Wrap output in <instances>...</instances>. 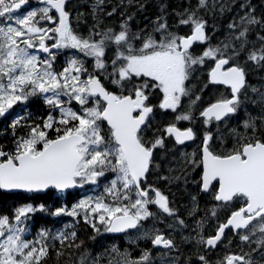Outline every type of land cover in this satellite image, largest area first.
<instances>
[{
    "label": "snow or ice",
    "instance_id": "6c2138e0",
    "mask_svg": "<svg viewBox=\"0 0 264 264\" xmlns=\"http://www.w3.org/2000/svg\"><path fill=\"white\" fill-rule=\"evenodd\" d=\"M103 4L91 5L92 23L82 32L84 13L73 0H0V117L11 120L12 137L11 147L0 144V190H53L61 198L80 192L59 206L24 203L0 213V264H47L50 251L67 257L64 264H101L105 255L107 264H182L170 255L180 252L173 233L189 225L166 187L187 186L197 169L188 215L200 210L199 194L210 207L195 221V235L182 236L197 248L195 264H212L201 248L221 246L226 251L215 264H261L264 0L259 13L252 0H187L171 23L162 5L151 28L135 31L134 14L123 11L118 24L104 23L117 9L105 12ZM225 12L233 15L213 43L217 25L208 17ZM253 73L258 85L249 82ZM37 102L43 115L28 110ZM187 142L194 150L177 158V146ZM37 211L72 222L33 235ZM166 218L172 222L157 227ZM209 220L214 231L205 235ZM80 224L91 228V240L123 233L137 248L138 241L150 246L133 256L113 242L92 255L79 239Z\"/></svg>",
    "mask_w": 264,
    "mask_h": 264
},
{
    "label": "trees",
    "instance_id": "16d2710c",
    "mask_svg": "<svg viewBox=\"0 0 264 264\" xmlns=\"http://www.w3.org/2000/svg\"><path fill=\"white\" fill-rule=\"evenodd\" d=\"M95 2V0H73V3L76 4L78 10L82 13H84V16L82 18V22L80 24V30L82 32L86 31V28L88 25H91L92 19H91V5ZM193 4L195 3V0H192ZM239 0H237V3ZM253 4L257 6L258 13L262 10L260 9V3L261 0H252ZM139 4H143L144 8L140 9ZM149 5V6H148ZM164 6V9L169 14V22L171 23L174 20V12L173 10L180 11L184 7L187 6V0H104V4L101 5V7L104 8L105 12L111 11L113 7L117 9V12L113 14L111 17H105L104 23L109 25H116L119 23V20L121 19L119 13L123 11L126 14H134V21L132 23L133 30H137V28H144L148 29L151 28V21L155 19L156 16L161 15V6ZM149 9V10H148ZM148 10V11H147ZM233 13L232 12H225L223 16L216 15L213 17H208L209 23L215 22L217 25V29L214 33H212V40L217 39H223V34L226 30L225 26L231 19ZM181 31H183V28H181ZM249 82L251 84H259L260 81L257 78L256 74H250ZM200 80H203V78L200 77ZM200 82L197 81V84L195 87L199 88ZM205 96H207V90L205 92ZM14 109L19 112L20 108L18 106H13ZM249 112L252 115L256 114V110L254 106L251 104L248 105ZM30 112H32L34 115H43L47 109L43 105L42 102L33 103L29 106L28 109ZM11 111V110H10ZM7 116V114H6ZM244 118V113L241 112L239 114V117L236 119L237 121L239 119ZM10 119H5L3 117H0V144H3L6 146V148L11 147L12 143V137L10 135V129H8V125L10 124ZM235 126V124L233 125ZM19 133V130H18ZM171 158V157H170ZM171 193L174 194L176 206L179 210V215L181 218L185 219V222L187 225H189L188 228H186L182 233L177 230L173 233L175 240L177 244L179 245L180 249V258L181 262L183 264L184 259L190 258L192 261V264H195L196 262V254H197V248L193 241H185L182 239V236H187L189 234L195 235V221L198 219H201L205 215V211L208 207H210V198L207 196H203V194L197 195V200L199 204V211L194 216L188 215V210L192 207L191 200H190V193L191 194H197V188L196 185H191L190 187H185L180 184H176L174 187L169 189ZM173 197L171 196V199ZM75 196L74 195H65L63 198L60 197V194L55 193L54 191H49L45 194H34V193H19V194H9L2 192L0 190V213H11V211L16 207L24 203H31L34 206H38L39 204H45L50 207L59 206L60 204L64 203H70L74 201ZM69 220V217H64L62 219L55 218L50 215H48L45 212L37 211L34 213L30 220V228L31 233L34 235L35 232L40 229L41 227H48V228H55L62 227L63 224ZM172 221L169 219H165L164 223L157 224L160 228H165L166 224L171 223ZM214 224L215 222L212 220H209L208 223L205 225L204 231L205 235L210 234L214 230ZM78 236L79 239L84 241L83 248H87L91 251L92 255H95L98 252H103L104 247L110 245L111 243L115 242V236L110 235L109 233H102L101 235L97 236L95 240L89 239V236L92 235V230L89 227H86L83 224H80L78 226ZM171 231V230H167ZM30 238V237H29ZM233 239V245L236 244L235 238ZM116 243V242H115ZM227 243V241H225ZM117 244V243H116ZM139 247H133L131 249V245H128L124 241L120 242V246L118 248L123 251L125 248H129L130 250H133V256L139 255L140 248H146L150 245L146 242H142L141 245L138 244ZM73 250V256L71 259L75 260L79 255L80 251L83 250ZM246 251L249 249L246 247L244 248ZM232 251H239V248L232 247ZM244 250V251H245ZM226 249L224 247H218L215 250H207L200 249V252L207 256V258L212 262V264H215L218 258L222 257L225 254ZM154 255V252H153ZM67 257H61L59 260L55 256L53 252H49V258L47 260V264H64V261ZM101 264H107V255L102 258ZM261 264H264V261L261 262Z\"/></svg>",
    "mask_w": 264,
    "mask_h": 264
},
{
    "label": "flooded vegetation",
    "instance_id": "af4514ba",
    "mask_svg": "<svg viewBox=\"0 0 264 264\" xmlns=\"http://www.w3.org/2000/svg\"><path fill=\"white\" fill-rule=\"evenodd\" d=\"M195 82H197V80H194ZM197 83H195V85H196ZM196 89H198V87L196 88ZM170 116V115H169ZM168 118V117H167ZM169 119V118H168ZM238 121L237 120H233V121H230L229 123L230 124H232V125H234V124H236ZM183 123V122H182ZM177 148H179V149H176V156H177V158H179V151L180 150H183V151H186V152H191V151H193L194 150V148H195V145L194 144H192L191 142L190 143H188L187 144V146L185 147V146H177ZM171 156L169 155V159H171L170 158ZM199 172V169H197L195 172H193L192 174H191V176H190V179H189V183L187 184V186H185L184 184H183V182L181 181V182H177V183H173L172 185H169V186H167L166 187V190H169L170 188H172V187H174L176 184H180V185H182V186H185V187H188V186H191V185H193V183L191 182L192 180H195V179H197L198 177H197V173ZM195 185V184H194ZM161 187L162 188H165V186L164 185H161ZM131 249H133V247H134V245H132L131 244ZM132 251V255H133V250H131Z\"/></svg>",
    "mask_w": 264,
    "mask_h": 264
},
{
    "label": "water",
    "instance_id": "95a60500",
    "mask_svg": "<svg viewBox=\"0 0 264 264\" xmlns=\"http://www.w3.org/2000/svg\"><path fill=\"white\" fill-rule=\"evenodd\" d=\"M3 191H5V192H16V191H21V190H13V191L3 190Z\"/></svg>",
    "mask_w": 264,
    "mask_h": 264
},
{
    "label": "rangeland",
    "instance_id": "374dc122",
    "mask_svg": "<svg viewBox=\"0 0 264 264\" xmlns=\"http://www.w3.org/2000/svg\"><path fill=\"white\" fill-rule=\"evenodd\" d=\"M33 2H34V6H35V4H36V0H33ZM87 194V193H86ZM246 248V247H245ZM245 250V249H244ZM246 251V250H245Z\"/></svg>",
    "mask_w": 264,
    "mask_h": 264
},
{
    "label": "bare ground",
    "instance_id": "6f19581e",
    "mask_svg": "<svg viewBox=\"0 0 264 264\" xmlns=\"http://www.w3.org/2000/svg\"><path fill=\"white\" fill-rule=\"evenodd\" d=\"M148 6H149V5H148ZM148 10H149V9H148ZM148 10H147V11H148Z\"/></svg>",
    "mask_w": 264,
    "mask_h": 264
}]
</instances>
